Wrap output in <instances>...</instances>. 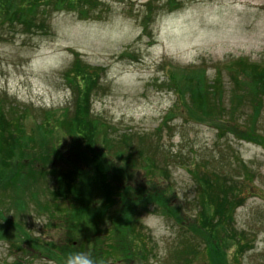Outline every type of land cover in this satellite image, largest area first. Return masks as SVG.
Returning a JSON list of instances; mask_svg holds the SVG:
<instances>
[{"label":"rangeland","instance_id":"1","mask_svg":"<svg viewBox=\"0 0 264 264\" xmlns=\"http://www.w3.org/2000/svg\"><path fill=\"white\" fill-rule=\"evenodd\" d=\"M97 1L101 6L89 14L42 7L32 34L20 24L0 22V134L20 136L22 129L28 138L24 152H47L50 164L44 166L61 175L70 166L84 169L79 154L85 144L100 152L108 135L113 143L130 135L167 158L176 155L168 173L154 175L159 182L169 177L162 184L176 194V201L169 197L175 215L149 211L164 218L171 234L155 240L140 219L148 260L118 263L110 257L106 264H220L209 255L219 238L221 264H264V103L258 118L241 103L252 100L254 76L264 74V0H172L171 7L166 0ZM195 87L212 95L209 108L238 109L248 124L259 122L257 140L222 137L209 120L197 117L189 95L180 98L179 91ZM76 108L91 119L81 125L87 142L69 131ZM105 154L117 168L126 167L122 157ZM194 174L209 179L208 199L227 191V182L229 192L242 196L238 206L232 202L230 228L210 220L206 203L199 212L207 189ZM130 176L136 183L144 174L134 170ZM52 180L19 197L12 188L0 193V264H59L47 251L50 242L68 237L58 229L67 203L51 196L59 190ZM196 217L216 225L220 236L192 233ZM68 240H80L83 252V236Z\"/></svg>","mask_w":264,"mask_h":264},{"label":"trees","instance_id":"2","mask_svg":"<svg viewBox=\"0 0 264 264\" xmlns=\"http://www.w3.org/2000/svg\"><path fill=\"white\" fill-rule=\"evenodd\" d=\"M171 1L168 0L169 3ZM50 4H52L54 11L79 12L85 10L88 14L98 6L97 0H0V22L3 20L4 23L20 24L24 27V33L31 34L32 28L39 23L37 18L38 15L41 16L42 11L40 12V9L50 6ZM49 9L45 10L46 14L49 13ZM83 16L85 17V15ZM254 77L253 88L249 93L252 100L249 103L245 101H241V103L249 105L251 116L258 118L261 115V103H264V74H258ZM83 81L85 82V79ZM179 91L181 97L185 93L190 95L191 103L195 105L192 109L197 117L209 120L222 134V137L228 133L243 141L255 142L257 140V122L248 124L247 115L245 116L244 111L236 109L219 113L221 110L218 107L210 106L209 108L207 106L209 100L211 104L212 96L207 91L197 87L193 91L183 92L181 88ZM215 98L218 100L216 96ZM76 102L77 106L81 105L80 98H77ZM81 109L76 108V120L71 124L69 131L87 142L86 129L82 130L81 125L90 124L88 122H91V119L86 116L87 111ZM233 115L236 116L234 123H221L222 120ZM238 120L240 123L242 122L241 126L236 124ZM18 131L20 136L12 133V136L6 135L5 131L0 134V193L12 188L16 190V197H19L23 190L31 191L38 185L46 187L50 181H53L51 179L55 180V185L58 184L59 190L52 192L51 196L63 199L67 203L65 214L59 221L58 229L63 234L67 231L69 234L65 240L48 244L51 248L50 252L47 251L50 260L64 264L69 253L81 252L80 240L71 242L68 240L77 235L83 236V240L86 242L83 251L90 252L96 264H106L110 257H114L115 262L118 263L123 262V260L131 262V259L135 257L141 263L143 260L147 261L150 251L146 250L144 238L140 234L142 230L141 217L152 208L162 210V213L168 217L175 215L171 212V199L169 197L176 201V194L170 185L162 184L169 177L161 178L163 182L154 178V175L159 171L168 173L166 162L164 163L162 160L160 162L156 159L159 156L165 158L164 153L153 151L152 148L150 150L140 147V145L132 148L134 139H130V135L122 136L117 144L123 143L128 150L132 148L127 156L132 157L134 161L130 162L126 157V167L120 169L105 154V152L112 151V141L108 139L110 138L108 135L100 152H96L95 147L88 145L89 143L85 144L83 151L79 154L80 159L86 164L84 169L70 166L69 173L61 175L58 171L53 173L52 166L49 165L48 170L44 166L50 164L47 152L39 153L36 152L37 149L33 150L34 152H24L28 138H25L22 129ZM119 151L114 154L120 157L126 154L122 149ZM13 162L16 165L14 169ZM135 169L142 170L144 176L136 183H132L130 174L132 175ZM194 176L200 188L207 189L206 192L204 191L205 201H203L199 212L202 211L205 206L204 203H206L207 210L211 212L210 220L217 225L221 224L224 230L230 228L228 221L232 219L230 213L232 202L238 201L236 204L238 206V203L243 199L242 196L236 192H233L234 195L229 192L230 185L227 182L229 187L227 191L224 187L218 193L219 196H210L208 199L209 179L204 181L200 176V178L195 174ZM219 177L217 175L216 179L218 180ZM218 182L220 183V180ZM70 189L73 191L72 195L68 191ZM39 194L42 195V193ZM33 199H37V197ZM200 219L201 217L195 218L192 225L193 232L202 233L196 229L206 230L214 238L220 236L215 231L216 225L209 227L208 223H201ZM102 228L106 230L102 231ZM2 238L4 236L0 235V239ZM202 238L206 242L210 240L208 234L203 235ZM221 241H223L222 238H219L212 243L214 257L208 253L215 263H219L223 257L220 252L222 251ZM78 246L80 247L79 251L77 250ZM41 255L45 257L42 252Z\"/></svg>","mask_w":264,"mask_h":264},{"label":"clouds","instance_id":"3","mask_svg":"<svg viewBox=\"0 0 264 264\" xmlns=\"http://www.w3.org/2000/svg\"><path fill=\"white\" fill-rule=\"evenodd\" d=\"M145 228L151 233L153 239L160 240L161 237L170 235V229L162 216L156 215L154 211L141 217ZM64 264H96L95 259L88 251L69 253Z\"/></svg>","mask_w":264,"mask_h":264}]
</instances>
